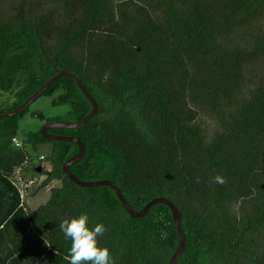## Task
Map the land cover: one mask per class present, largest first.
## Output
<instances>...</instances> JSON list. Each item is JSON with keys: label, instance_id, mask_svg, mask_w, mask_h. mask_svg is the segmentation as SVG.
<instances>
[{"label": "trees", "instance_id": "16d2710c", "mask_svg": "<svg viewBox=\"0 0 264 264\" xmlns=\"http://www.w3.org/2000/svg\"><path fill=\"white\" fill-rule=\"evenodd\" d=\"M62 71L99 105L81 128L48 130L85 145L79 179L116 183L136 211L173 202L178 264H264V0H0V115ZM54 96L66 113L31 112ZM32 104L0 119V264H68L59 224L82 213L108 229L99 243L115 264H169L179 238L168 206L134 218L111 187L78 186L63 166L79 146L41 129L14 146L28 115L74 124L93 110L76 82L61 77ZM48 143L52 170L23 197L15 172L33 175L29 150ZM53 181L44 205H27Z\"/></svg>", "mask_w": 264, "mask_h": 264}, {"label": "water", "instance_id": "95a60500", "mask_svg": "<svg viewBox=\"0 0 264 264\" xmlns=\"http://www.w3.org/2000/svg\"><path fill=\"white\" fill-rule=\"evenodd\" d=\"M67 76L71 79H73L82 93L88 98V100L93 105V110L81 121L74 124H69L65 122H54V123H45L41 129V134L44 138H46L49 141H68L73 142L77 144L80 148L79 152L68 159L64 166L63 170L66 173V175L71 179L75 184H77L80 187H86V188H94V187H100V186H109L111 187L114 192L116 193L118 199L120 200L123 208L125 211L134 218H140L145 216L149 210L157 205V204H163L169 207V209L172 212L174 226L179 238V246L177 247L175 253L172 255L169 264H178L180 258L183 256L185 249H186V237L184 234V231L182 229L181 225V219H182V213L176 207L173 202L166 198H155L151 200L141 211L134 210L124 195L122 194V191L117 186L116 183L110 181V180H100V181H84L79 179L72 171L71 167L80 162L84 156H85V145L77 138L71 137V136H59V135H51L48 133L49 129H76L83 127L88 121H90L98 112H99V105L96 101V99L87 91V89L84 87V85L81 83L78 77H76L74 74L68 72V71H62L56 74L53 78H51L45 85H43L39 90H37L24 104H22L17 109L0 115V119L12 117L15 115H18L22 111H24L27 107H29L40 95L44 93L50 86H52L58 79L61 77ZM35 171L39 174L42 172V167L38 166L35 168ZM197 264H205V263H197Z\"/></svg>", "mask_w": 264, "mask_h": 264}, {"label": "clouds", "instance_id": "9594fccd", "mask_svg": "<svg viewBox=\"0 0 264 264\" xmlns=\"http://www.w3.org/2000/svg\"><path fill=\"white\" fill-rule=\"evenodd\" d=\"M214 179L216 183H225V178L221 175ZM89 225L90 219L86 213L64 219L59 224L65 239L71 241L68 255L64 258L68 264H115L111 250L108 247H101L99 243V237L108 229L103 223H97L93 227Z\"/></svg>", "mask_w": 264, "mask_h": 264}, {"label": "rangeland", "instance_id": "374dc122", "mask_svg": "<svg viewBox=\"0 0 264 264\" xmlns=\"http://www.w3.org/2000/svg\"><path fill=\"white\" fill-rule=\"evenodd\" d=\"M54 97H41L38 99L34 104L31 106V112H42L48 117L56 116V115H62L68 111L67 107H55L52 104V101ZM43 123L41 120L36 119L35 117H32L31 115L26 116L24 119L20 122V130L18 137L21 140L25 139V134L28 132H36L43 127ZM30 153L34 160L37 161V158L40 155L49 156L52 151V145L51 144H44L37 147L36 150H33L30 148ZM35 164H37L34 161ZM32 167L30 165L27 167L29 170ZM34 176V174H33ZM39 180L42 182L44 179H40V176H37ZM61 183L59 181H53L49 186L42 189L38 194L34 195L31 193L29 196L26 197L25 202L28 206H30L32 209H36L41 205H44L50 198L51 195V189L54 187H59Z\"/></svg>", "mask_w": 264, "mask_h": 264}, {"label": "built area", "instance_id": "2783aa9c", "mask_svg": "<svg viewBox=\"0 0 264 264\" xmlns=\"http://www.w3.org/2000/svg\"><path fill=\"white\" fill-rule=\"evenodd\" d=\"M12 142L16 148H22V146H23V141L19 137H14L12 139ZM35 162L37 164H35L33 162L32 167H31L32 170L35 172V173H33L34 176L32 175V171H31V175L26 174L22 167L17 169V171L15 172L14 181H15L17 187L19 188V190L21 191L23 197H24V194L26 193L25 189H27V188L28 189H31V188L36 189L43 182V181L41 182L39 180V178H37V176H40L41 177L40 179L46 180L48 177V173L51 172V170H52V166L47 161V156H45V155H40L37 158V161H35ZM37 166L42 167V172L40 174H38L35 171V168ZM24 167H27V165H25Z\"/></svg>", "mask_w": 264, "mask_h": 264}]
</instances>
